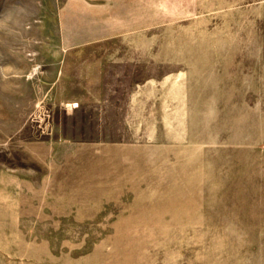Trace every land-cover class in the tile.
I'll list each match as a JSON object with an SVG mask.
<instances>
[{
	"label": "rangeland",
	"instance_id": "374dc122",
	"mask_svg": "<svg viewBox=\"0 0 264 264\" xmlns=\"http://www.w3.org/2000/svg\"><path fill=\"white\" fill-rule=\"evenodd\" d=\"M0 264H264V0H0Z\"/></svg>",
	"mask_w": 264,
	"mask_h": 264
},
{
	"label": "crops",
	"instance_id": "0c3cea01",
	"mask_svg": "<svg viewBox=\"0 0 264 264\" xmlns=\"http://www.w3.org/2000/svg\"><path fill=\"white\" fill-rule=\"evenodd\" d=\"M92 37V36H91ZM71 38H73V37H71ZM77 38H80V37H77ZM94 38V37H93Z\"/></svg>",
	"mask_w": 264,
	"mask_h": 264
}]
</instances>
